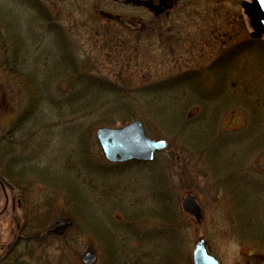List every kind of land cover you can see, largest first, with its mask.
Here are the masks:
<instances>
[{
	"label": "rangeland",
	"instance_id": "rangeland-1",
	"mask_svg": "<svg viewBox=\"0 0 264 264\" xmlns=\"http://www.w3.org/2000/svg\"><path fill=\"white\" fill-rule=\"evenodd\" d=\"M22 1L0 0V17L5 19L8 30L13 31L15 36L17 38L19 36L20 40L26 44L24 55L22 52L18 57V68L21 72L16 80L12 79L1 67L0 58V137L6 135L7 138L17 139L15 146L10 150L3 148V144L0 143V150L4 153L2 158L4 163L20 155L22 150L20 141L24 134H20L18 124H15V128L13 122L28 102V96L25 94L27 87L25 83L23 84V80L31 81L28 74L32 73L35 76L39 73L41 110L38 116L27 121L25 127L30 130L31 134L38 128L33 142L37 150L35 158L39 161L37 165L43 169V173L41 177L31 176L29 165L25 170L22 169L21 165L24 164L21 162L24 160L22 157L20 159V156L17 158L18 163L14 167V172L20 175V171H23L21 186L29 201L31 203L37 201L39 206L44 207L48 212L47 218L45 217L47 219L46 228H49L57 219L65 218L68 213H75L79 200L84 198L82 201L86 200L91 203V207L85 212V216L90 217L89 227L95 226L106 239L111 235L107 230L112 233L114 230L119 249H129L132 245L137 246L143 243L144 251L152 253L158 244L160 250H172L171 253H163L162 256L165 261L172 259L173 262L175 256L180 255L181 249L183 252L187 250L188 264H191L194 243L202 236L210 253L221 264H264V250L255 247L248 240H243L235 230L233 231L234 220L230 214L233 196L223 191L218 193L214 190L205 191L204 183H211L209 179L206 181L200 179L194 182V189L187 190L196 195L202 205L203 218L201 221L196 222L192 216L182 210L181 199L187 192L181 191L178 183L175 185V190L171 192L173 197L168 200L167 206L162 203L157 196L159 192H163L161 184L163 181L159 178L158 166L165 157L167 146L158 151V154L156 153L154 159L150 161L155 162L148 165L150 167H146L147 169L125 166V163L124 166L123 164L113 166V163L103 156L97 146L98 159L91 155V160L94 163L105 165L98 167L85 163L86 158L77 148V145L81 143L75 134L66 135L68 134L66 129L71 124L75 125L77 122L84 121H86L85 125L91 123L90 125L93 126L100 118L97 114L94 117L91 115L86 120L76 115L70 117L64 102H62L64 106L59 113L55 114L50 108L51 102L53 100L62 101V99H59L60 96L54 89V81L50 83L51 79H46V74L52 71L53 62L62 61V58L56 57L54 51L58 46L55 44V34L43 21L59 24L69 29L70 39L76 45H73L74 55L89 63L87 66L92 69L91 74L101 76L108 83H118L115 79L121 76L125 77L124 79L131 86L147 85L150 81L164 78L177 70L205 67L217 56L221 46L228 47L233 41H240L241 38L249 35L251 28L241 5L243 0H163L155 5H137L128 0H33L32 8L29 0ZM154 16H159V21H163L164 33L160 35L161 39L157 37V40L161 41L160 44L158 43V50L151 49L153 48L151 46L149 52L146 49L143 51L140 45L135 44L134 47H138L139 50L134 54L131 50L123 53L115 46L110 47L113 50L111 53L106 48L109 57L102 56L103 53L98 51L102 45L103 33L116 30L112 27L120 23L128 25V22L137 24L141 21H150ZM109 21H117L115 22L117 24ZM242 22L246 24L245 28ZM97 28H102L103 33L100 32L97 35ZM165 32L170 34L169 37H166ZM119 33L124 35V32ZM166 39L169 43L163 45ZM22 56L24 58H21ZM0 57H2L1 54ZM257 67H261L258 62L243 64V61L238 67L239 74L235 76L236 89L241 91L246 86L245 81L250 83L247 85L250 91H242V94L247 92L246 99L254 97L253 91L255 90L263 89L264 91V84L260 83L264 79V72L261 73ZM255 76L258 78H254ZM32 85V88L28 89L36 91V86L33 83ZM260 95L264 96V93ZM89 100L94 105L101 102L99 98ZM260 102L263 103L262 99ZM239 105L241 106V102ZM239 107L230 105V109L222 119L223 129L238 132L237 130L245 126L246 115ZM111 120L114 121L112 126L117 127L127 123H122L116 117H112ZM50 122L54 126L51 130H47ZM12 127L16 129L15 132ZM258 132L254 131L252 134L255 144L260 142L264 128H258ZM235 147L239 149V145ZM261 147H264V140ZM261 147H256L257 149L249 156L247 164L253 165L255 171L262 170L264 173V153H260ZM183 156H186L190 163L193 162L188 155L181 156L183 161H187V158ZM182 159L178 160V164L186 174L184 177H188L194 163L188 165L187 170ZM104 160L112 165H106ZM151 166L155 168L149 170ZM239 179L238 176V180L235 181L238 187L235 200H239L241 205L246 199L243 193L245 189L243 183H250L247 189L250 190L252 187L255 191L258 184L262 183V179L257 176H253L247 182ZM30 180L34 181L30 182ZM187 185L188 183H181L182 188ZM254 191L251 195L252 199L264 193V191H257L259 194L255 195ZM256 202L260 203L257 207ZM1 206L0 202V210ZM24 207L23 205L20 212L23 213ZM166 209H168V214L164 218L167 222L163 223L165 219L160 218L159 214ZM179 211H182L186 217L184 219L186 227H183L184 241L178 239L177 229L181 221ZM249 211L264 217V198L259 196L258 201L251 202ZM82 212L84 214V209ZM128 216H133L143 222L142 226L139 224L136 228L139 230L138 233H146L145 240H141L140 237L135 239L130 232L127 234ZM71 219L73 226L74 220ZM9 220L11 218L8 216L2 219L0 217L2 241L11 239L10 228L7 225ZM173 220L176 223V230L172 226ZM123 227H125V232L122 231ZM70 231L71 236L78 237L77 243L70 242L68 236L66 237L69 240L67 242L66 238L57 236L53 238L50 234L41 240H26L29 234L25 230L24 241L16 247L14 253L20 254L23 261L30 264H84L82 256L85 252L91 249L99 255L100 249H104L97 235L82 231L79 226ZM99 243H101V248ZM173 254L176 255L173 256ZM98 263L99 261L96 262Z\"/></svg>",
	"mask_w": 264,
	"mask_h": 264
},
{
	"label": "trees",
	"instance_id": "trees-1",
	"mask_svg": "<svg viewBox=\"0 0 264 264\" xmlns=\"http://www.w3.org/2000/svg\"><path fill=\"white\" fill-rule=\"evenodd\" d=\"M158 18L159 16H154L150 21H141L134 26L119 22L120 24L118 26L112 27V29H116L115 31H106L105 34L102 28H97V35L100 32L103 33L101 39L102 45L98 51L100 50L103 53L102 56L109 57L110 55L106 52V48L111 53L113 50L110 47L115 46L123 53L131 50L134 54V52L139 50L138 47H134L135 44L140 45L143 51L146 49L149 52L151 46H153L151 49L158 50V43L160 44L161 41L157 40V37L161 39L160 35L164 33L163 21H159ZM43 22L55 34V44L58 47L55 48L54 53L56 57L59 56L60 59L62 58V61L59 62H55V60L52 65V71L46 74V79H51L50 83L54 81V89L59 94V99H62V101L53 100L50 108L54 110L55 114H58L59 110L64 106L62 103L64 102L65 106H67L68 114L71 115L70 117L76 115L82 120H86L91 115L94 117L97 114L100 118L93 126L90 125L91 123L85 125L84 123L86 121H84L77 122L75 125L71 124L66 129L68 131L66 135L75 134L77 140L81 143L77 145V148L81 155L86 158L84 160L85 163L98 167L105 165H102V163H94L91 160V155L95 159H98L96 146L100 150L95 135L93 134L98 126L114 125V121L111 120L112 117L119 118L122 123L132 119H140L149 135L165 138L168 141L165 157L162 158L158 166L160 169L159 178L163 181L161 183L163 192H159L157 196L162 200V203L167 206L166 203L173 197L171 192L175 190L176 183H178L181 191L187 192V190L194 189V182H198L200 179L204 181L209 179L211 183H204L205 191L214 190L215 193L223 191L233 196L230 212L234 220L232 226L234 227L233 231L235 230L243 240H248L264 249V217L257 216L256 212L249 211L251 202L258 201L259 196L264 198V193L256 196V199H252L251 195L254 188L250 187V190H248L247 188L251 184L243 183L245 187L243 193L246 199L242 201L241 205L239 204V200H235L238 190L235 181L238 180V176L240 177L239 180L244 182L251 180L253 176L261 178L262 183L258 184L254 193L258 195L259 193L257 191H264V173L262 170L255 171L253 165L247 164L249 156L257 149L256 147H261L264 140V134L260 136L261 139L258 144H255L252 138L254 131L259 133L258 128H264V96L260 95L264 91L263 89L255 90L253 91L255 96L246 99L247 92L242 94V91H250L247 87L250 83L245 81L244 85L246 86L241 91L236 89L237 85L235 83V76L239 74L238 67L242 61L243 64L246 62L256 64L258 62L261 67L257 68L261 73L264 72V38H254L246 35L240 41H233L228 47L221 46L217 56L205 67L177 70L164 78L150 81L147 85L131 86L124 79L125 77L122 78L120 76L116 78L115 80L118 83H108L101 76L91 74L92 69L87 66L89 63L76 58L74 55L73 49L76 45L70 39L71 33L68 31L69 29L59 24L49 23V21ZM109 22L115 23L117 21ZM242 24L243 28H245L246 24L244 22ZM2 25H4V22L2 23L1 21L0 37L13 38L15 36L13 31H9L8 26L5 24L3 32L1 30ZM119 32H124V35H121ZM165 34L166 37L170 35L167 32ZM164 43L168 44L169 41L166 39L163 41V45ZM0 54L2 56L1 49ZM133 56L136 57V55ZM12 57L14 56L7 55L0 57L1 67H3L12 79L16 80L20 75L15 71L18 68L19 62L17 57ZM244 57L246 58L245 60L242 59ZM28 76L31 78V81L23 80V84L25 83L27 87L25 94L28 96V102L17 116L15 122H13V126L16 128L15 124H18L20 134H24L21 136L22 140L20 143L22 145L20 144V149L22 150L19 155L20 159L22 157V160H24L21 162L24 164L21 165L23 167L22 169L25 170L26 166L29 165L28 167L31 168V176L39 175L41 177L43 169L37 165L39 161L35 158L37 150L33 142L38 128L31 134L30 130L25 127L27 121L38 116L41 110V98L39 96L40 80H38L40 74L36 73L34 76L32 73H29ZM254 78L258 77L255 76ZM32 83L36 86V91L28 89L32 88ZM260 83L264 84V79ZM88 97L89 99L99 98L101 102L100 104L97 103L98 105H94L90 103L91 101ZM261 99L263 103L260 102ZM240 102L241 106L239 105ZM230 105L234 107L240 106L239 108L246 115L245 126L241 130H237L238 132H231L222 128V119L230 109ZM71 121L73 122V120ZM52 126L54 125L50 122L47 130H51ZM14 127L12 129L15 132L16 129ZM12 138H7L6 135L0 137V143L3 144V148L10 150L11 147L15 146L14 144H16L17 139ZM235 145H239L238 150ZM260 149V153L263 154L264 147ZM24 150L26 151L25 153ZM182 155H188L193 159V162L190 163V160L186 156L183 157H186L187 161H183ZM3 157L4 153L0 150V179L7 183L23 182V171H20V175L14 172V167L18 163L17 158L19 157L14 156L6 163L2 162ZM180 158L187 170L188 165L194 163L188 177H184L186 174L178 164ZM154 162L130 161L126 162L125 166H136L137 169H140L150 167L148 165ZM105 163L106 165H112L106 161ZM115 165L113 164V166ZM153 168L155 166H151L149 170ZM32 181L34 180H30V182ZM181 183H188V185L182 188ZM82 200H79L75 213H68L65 216L73 218V226L63 235H54L48 232V228H46V218L48 216L46 209L40 207L37 201L31 203L27 197L25 203H22L25 206L23 210L26 219L25 230L29 234L26 240H41L50 234L53 238L56 236L66 238L68 236L70 242L77 243L78 237L71 236L70 230L79 226L82 231L93 233L97 237H100L104 249H100L97 260L99 261L98 264H188L189 258L186 254L187 250L183 252L181 249L180 255L175 256V261L173 262L172 259L165 261L162 256L163 253H171L172 250H160L158 244L152 253L144 251L143 243L137 246L132 245L129 249H119L117 235L114 230V233L107 230L111 235L106 239L95 226L93 228L89 227L90 221L88 219L90 220V217L85 216V212L91 207V203ZM256 203V207L260 205L259 202ZM82 209H84V214ZM167 214L168 209L162 214H159L160 218L165 219L162 221L163 223L167 222L166 218H164V216L167 217ZM179 218L181 221L177 229L179 234L178 239L184 241L185 233L183 227H186L184 221L186 217L182 211H179ZM126 221L127 234L130 232L135 239L140 237L141 240H145L146 233H138L139 230L136 228L139 224L142 226L143 222L138 221L133 216H128ZM173 221L172 226L176 230L175 220ZM122 231L125 232V227L122 228ZM68 238H66L67 242L69 241ZM99 244L101 248V243ZM17 258L19 263L16 264H30L29 262H24L22 256ZM14 262L11 264H15Z\"/></svg>",
	"mask_w": 264,
	"mask_h": 264
},
{
	"label": "water",
	"instance_id": "water-1",
	"mask_svg": "<svg viewBox=\"0 0 264 264\" xmlns=\"http://www.w3.org/2000/svg\"><path fill=\"white\" fill-rule=\"evenodd\" d=\"M247 15L250 35L255 38L264 37V4L261 0H243L241 2ZM96 138L105 158L111 162L128 160L152 161L157 151L163 150L167 142L162 138H153L146 134L143 123L134 119L121 126H100L96 130ZM182 209L192 215L196 221L202 219V207L196 197L188 193L181 199ZM72 224L71 218L56 220L50 226V231L62 234ZM93 250H88L82 256L85 264L95 261ZM192 264H220L205 245L204 237H199L193 246Z\"/></svg>",
	"mask_w": 264,
	"mask_h": 264
},
{
	"label": "flooded vegetation",
	"instance_id": "flooded-vegetation-1",
	"mask_svg": "<svg viewBox=\"0 0 264 264\" xmlns=\"http://www.w3.org/2000/svg\"><path fill=\"white\" fill-rule=\"evenodd\" d=\"M32 2L33 0H29ZM160 1L163 0H142L140 2L137 1H130L132 4L137 5H155L156 3L159 4ZM32 8V5H30ZM4 22L5 25V19L3 17H0V22ZM135 21V19H134ZM4 25H2L1 30L4 32ZM129 26H134L135 23L128 22ZM7 28V27H6ZM10 31V30H9ZM14 33V32H13ZM0 43H1V51L2 56H9L12 55L14 57L21 56V53L25 52L26 44L22 42L18 36H14L13 38H8L1 36L0 37ZM30 44V43H29ZM12 57V58H14ZM23 57V56H22ZM10 71V70H9ZM12 71V70H11ZM18 74H20V68H17L15 70ZM22 183H7L6 181H3L0 179V202L2 204L1 210H0V217L1 219L5 217L11 218L8 222V226L10 228V240L2 241V238L0 236V264H11L12 262L19 263V260L17 257H20V254H15L14 251L16 247L23 243L24 241V232H25V225H26V219L25 215L20 212L23 205L22 203H25V200L27 199V196L24 192L23 187L21 186ZM251 243V242H250ZM255 247L264 250L263 248H260L256 244H253Z\"/></svg>",
	"mask_w": 264,
	"mask_h": 264
},
{
	"label": "snow or ice",
	"instance_id": "snow-or-ice-1",
	"mask_svg": "<svg viewBox=\"0 0 264 264\" xmlns=\"http://www.w3.org/2000/svg\"><path fill=\"white\" fill-rule=\"evenodd\" d=\"M261 3L264 4V0H261Z\"/></svg>",
	"mask_w": 264,
	"mask_h": 264
},
{
	"label": "bare ground",
	"instance_id": "bare-ground-1",
	"mask_svg": "<svg viewBox=\"0 0 264 264\" xmlns=\"http://www.w3.org/2000/svg\"><path fill=\"white\" fill-rule=\"evenodd\" d=\"M152 137V136H151Z\"/></svg>",
	"mask_w": 264,
	"mask_h": 264
}]
</instances>
